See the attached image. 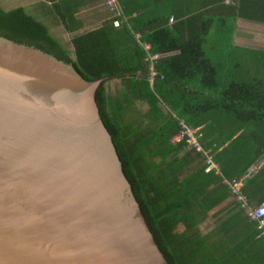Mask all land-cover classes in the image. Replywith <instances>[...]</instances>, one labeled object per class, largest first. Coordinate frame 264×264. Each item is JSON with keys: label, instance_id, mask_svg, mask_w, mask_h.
Segmentation results:
<instances>
[{"label": "trees", "instance_id": "obj_1", "mask_svg": "<svg viewBox=\"0 0 264 264\" xmlns=\"http://www.w3.org/2000/svg\"><path fill=\"white\" fill-rule=\"evenodd\" d=\"M184 1L183 11L176 0H116L119 27L109 19L69 44L50 32L66 15L46 3L0 14L66 54L83 80L107 78L94 91L98 115L166 264H264V237L239 205L218 210L208 232L196 227L229 196L222 179L264 155V49L232 44L237 19L264 23V0ZM177 119L201 128L219 175L191 169L168 142Z\"/></svg>", "mask_w": 264, "mask_h": 264}, {"label": "water", "instance_id": "obj_2", "mask_svg": "<svg viewBox=\"0 0 264 264\" xmlns=\"http://www.w3.org/2000/svg\"><path fill=\"white\" fill-rule=\"evenodd\" d=\"M106 80L0 14V264H166L98 115Z\"/></svg>", "mask_w": 264, "mask_h": 264}, {"label": "crops", "instance_id": "obj_3", "mask_svg": "<svg viewBox=\"0 0 264 264\" xmlns=\"http://www.w3.org/2000/svg\"><path fill=\"white\" fill-rule=\"evenodd\" d=\"M176 2L180 5L181 10L184 11L185 1L176 0ZM224 2L226 3V1ZM31 3H46V6L50 5L53 11L58 10L59 13L66 15L68 19L66 26L57 25L56 27L50 28V32L58 37L64 44H69V40L76 35L99 28L105 21L110 19L108 11L103 4V0H57L50 3L45 0H33L27 3L14 0V5L6 9L23 7ZM181 10L178 8L176 11L181 12ZM168 23L170 24L172 21H168ZM243 31H251L249 38L254 40V42L245 39L242 33ZM53 32H57L58 34L55 35ZM232 44L235 46L264 49V23L237 19L232 35ZM144 48L146 49L147 46L144 45ZM105 87L107 94L114 96L120 90L119 80L110 79L106 82ZM112 87H114V89H112ZM197 129V139L200 142L203 132L200 127ZM210 154L211 157H213V153L210 152ZM191 158L194 160L190 166L191 169L195 168L196 164H202L200 156L194 155L191 156ZM235 179L238 180L237 189L239 193L244 197L249 206H254L264 201V155H261L247 171ZM233 205H239V202L235 196L229 193V196L220 203L216 209L208 213L203 220L197 222L196 227L200 233L204 234L215 227V214L218 210L228 209ZM238 207L240 208V205Z\"/></svg>", "mask_w": 264, "mask_h": 264}, {"label": "built area", "instance_id": "obj_4", "mask_svg": "<svg viewBox=\"0 0 264 264\" xmlns=\"http://www.w3.org/2000/svg\"><path fill=\"white\" fill-rule=\"evenodd\" d=\"M224 1L227 2V0ZM103 4L110 16L111 26L113 28L119 27L120 22L117 17L121 15V12L116 0H103ZM168 21L171 22L172 20L169 19ZM135 37L137 38V35H135ZM153 58L155 57H149V59ZM176 121L177 131L175 134L169 137L168 142L172 145L180 144V150L183 154H189L190 156H200L202 159L204 174L219 175L217 165L212 160L210 150L203 149L197 139L198 129L188 126L182 119H177ZM221 183L226 185L229 193L236 197L237 201L239 202L240 208L245 212V217L247 218V220L255 223L257 236L264 237V201L258 203L257 205L249 206L246 203L244 197L239 193L237 189V179H222Z\"/></svg>", "mask_w": 264, "mask_h": 264}, {"label": "rangeland", "instance_id": "obj_5", "mask_svg": "<svg viewBox=\"0 0 264 264\" xmlns=\"http://www.w3.org/2000/svg\"><path fill=\"white\" fill-rule=\"evenodd\" d=\"M18 1H22V3H27V2L33 1V0H18ZM13 5H14V0H0V7L4 8V9L9 8V7L13 6ZM53 33L55 35L58 34L57 32H53ZM242 33L245 36L244 37L245 39H247L248 41L251 40L249 38V36L251 35V31H243ZM251 42H254V40H251ZM112 89H114V87H112ZM185 155L190 156L189 154H185Z\"/></svg>", "mask_w": 264, "mask_h": 264}]
</instances>
